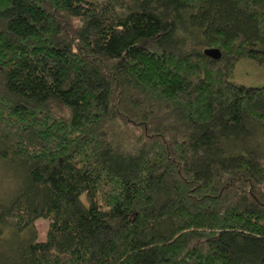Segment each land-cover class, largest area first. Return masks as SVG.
<instances>
[{"label": "trees", "instance_id": "1", "mask_svg": "<svg viewBox=\"0 0 264 264\" xmlns=\"http://www.w3.org/2000/svg\"><path fill=\"white\" fill-rule=\"evenodd\" d=\"M241 60L264 66V0H0V158L23 178L0 264H264Z\"/></svg>", "mask_w": 264, "mask_h": 264}, {"label": "rangeland", "instance_id": "2", "mask_svg": "<svg viewBox=\"0 0 264 264\" xmlns=\"http://www.w3.org/2000/svg\"><path fill=\"white\" fill-rule=\"evenodd\" d=\"M230 80L245 87L257 88L264 86V66L261 67L250 60H241L236 63ZM21 175V170L14 162L0 158V201H8L16 195L23 179ZM34 229L36 232L35 241L43 242L48 229V221L44 219L37 220L34 223ZM5 237L3 246L11 240L9 233Z\"/></svg>", "mask_w": 264, "mask_h": 264}, {"label": "water", "instance_id": "3", "mask_svg": "<svg viewBox=\"0 0 264 264\" xmlns=\"http://www.w3.org/2000/svg\"><path fill=\"white\" fill-rule=\"evenodd\" d=\"M204 54L213 60H219L221 57V54L217 49H208L204 52Z\"/></svg>", "mask_w": 264, "mask_h": 264}]
</instances>
